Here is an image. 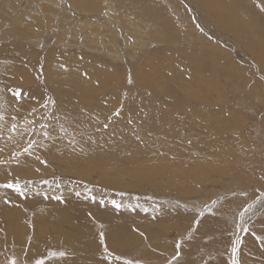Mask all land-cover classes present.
<instances>
[{"label":"rangeland","instance_id":"1","mask_svg":"<svg viewBox=\"0 0 264 264\" xmlns=\"http://www.w3.org/2000/svg\"><path fill=\"white\" fill-rule=\"evenodd\" d=\"M0 116V264H264V0H0Z\"/></svg>","mask_w":264,"mask_h":264},{"label":"snow or ice","instance_id":"2","mask_svg":"<svg viewBox=\"0 0 264 264\" xmlns=\"http://www.w3.org/2000/svg\"><path fill=\"white\" fill-rule=\"evenodd\" d=\"M128 82L131 83L132 82L131 79H129ZM14 96L17 99L21 98V92H20V90H16L14 92ZM48 103H51L52 105H55L56 102H55V100L49 99L48 101H46V103L43 105V107H47ZM34 111H35V109H34ZM113 115L119 116L120 115V111L117 110ZM0 119H2V116H0ZM108 119L111 120L112 117L110 116V117H108ZM129 123H131V120H129ZM41 127H42V129H45L43 131V133H42L43 138L45 140L49 139L50 138V132L46 130L48 128V125L47 124H44V125H41ZM103 127L104 128H108L109 127V124L105 123L103 125ZM16 130H17V126H16L15 123H13L12 126H11V131L12 132H15ZM60 131H64V129L61 128ZM37 146H39V147H45V145H43V144L38 145L35 140H31L27 144V146L23 148L22 153L31 155L32 154V149L34 147H37ZM15 156H16V153H13V157H15ZM42 182L43 183H48V181H42ZM27 183H30V181L27 182ZM0 187H3L5 189H11L14 192L18 193L19 195H21V196H24L25 195V187H26V185H22L21 182H20V180L18 178L15 179V182H13V181L10 180V181H8L5 184L0 185ZM76 195L79 196L80 193L77 192ZM262 195H264V193H262ZM55 198L57 200H61L62 199V197H60V196H57ZM5 202L6 203H9L10 201H7L6 200ZM112 203L117 208L120 207V205L116 201H112ZM241 216H243V213H241ZM197 223H198V221H197ZM245 231H247V229H245ZM100 241H101V243H103V241H104V234L103 233H100ZM240 243H241V240H240L239 237H237L236 240L232 241V243H231V264H240L239 257H238V251H239L238 245ZM175 248H176L175 255L172 257V260L169 261V264H173V261H177L178 258L181 256V252H180L181 242H177L176 245H175ZM104 250H105V252H107V247L106 246H105V249ZM65 255H66V253L64 251H51L50 250L48 259H51V258L57 257V256L64 257ZM110 255L111 254H109V257L108 258H110ZM116 259L119 260L120 257H116ZM10 264H17V260L15 258L11 259ZM35 264H45V260L44 259H37L35 261ZM126 264H133V261L132 260H128V261H126ZM136 264H139V262L137 261Z\"/></svg>","mask_w":264,"mask_h":264},{"label":"bare ground","instance_id":"3","mask_svg":"<svg viewBox=\"0 0 264 264\" xmlns=\"http://www.w3.org/2000/svg\"><path fill=\"white\" fill-rule=\"evenodd\" d=\"M33 4V3H32ZM23 11V10H22ZM107 15V14H106ZM108 17H110V16H108ZM107 20V19H106ZM109 21V20H108ZM98 25V24H97ZM99 35V34H98ZM119 41V40H118ZM125 62V61H124ZM4 93V92H3ZM5 98V97H4ZM82 103V102H81ZM109 105V104H108ZM220 192V191H219ZM164 199V198H163ZM177 202V201H176ZM65 203V202H64ZM93 205V204H92ZM139 208V207H138ZM168 214V213H167ZM100 215V214H99ZM147 222V221H146ZM145 222V223H146ZM140 223V222H139ZM148 223V222H147ZM147 223H146V225H147ZM159 225V224H158ZM145 226V225H144ZM80 227V226H79ZM74 230V229H73ZM65 231V230H64ZM68 232V231H67ZM133 232H131V234H132ZM135 233V232H134ZM39 234V233H38ZM66 234V233H65ZM69 234V233H68ZM135 234H137V233H135ZM37 235V234H36ZM72 235H77V234H72ZM136 236V235H135ZM134 241V240H133ZM99 242V241H98ZM125 242V241H124ZM136 242V241H135ZM112 243V242H111ZM119 243V242H118ZM113 244L114 245H116L114 242H113ZM119 245V244H118ZM120 245H123V244H121L120 243ZM72 256V255H71ZM75 256V254L73 255V257ZM75 258V257H74ZM67 259H65V261H66Z\"/></svg>","mask_w":264,"mask_h":264}]
</instances>
